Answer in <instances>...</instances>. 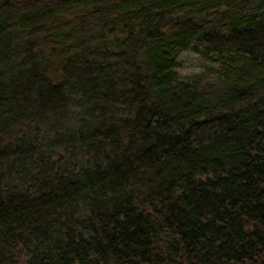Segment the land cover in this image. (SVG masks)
Here are the masks:
<instances>
[{
    "label": "trees",
    "instance_id": "1",
    "mask_svg": "<svg viewBox=\"0 0 264 264\" xmlns=\"http://www.w3.org/2000/svg\"><path fill=\"white\" fill-rule=\"evenodd\" d=\"M0 264H264V0H0Z\"/></svg>",
    "mask_w": 264,
    "mask_h": 264
}]
</instances>
